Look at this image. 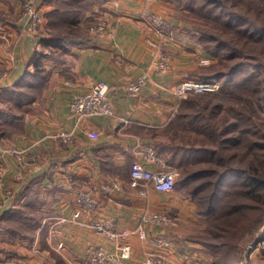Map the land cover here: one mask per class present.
I'll return each instance as SVG.
<instances>
[{
	"label": "crops",
	"instance_id": "1",
	"mask_svg": "<svg viewBox=\"0 0 264 264\" xmlns=\"http://www.w3.org/2000/svg\"><path fill=\"white\" fill-rule=\"evenodd\" d=\"M24 1L0 0V33L6 36L0 46V72L4 74L0 76V101L13 97L18 111L10 123L19 127L12 138L0 137V168L5 171V186L13 193L28 185L35 188L39 196L34 201L42 207V224L30 234L33 242L28 252L27 241L0 240V264L5 261L3 255L11 252L33 264H92L86 255L88 248L103 247L118 254L124 244L131 246L126 264H142L150 255L160 256L168 264H210L203 246L180 240L183 234L193 233H169L166 226L170 225L145 220L150 213L172 214L183 208V201L175 202L170 192H158L143 183L134 185L131 176L135 161L151 170L157 168L142 147H154L157 136L165 133L182 100L176 88L182 81L199 80L198 60L207 56L198 48L191 49L188 39L179 33L181 23L172 17L176 5L169 0H84L82 9L78 8L85 14L81 24L84 39L69 45L61 60L43 58V68L48 70L46 83L38 84V77L30 74L26 93L22 85L27 73L34 71L31 60L37 52H49L39 43L46 23L38 31L28 32ZM62 1L36 0L35 4L46 15ZM145 9L168 18L176 28L172 69L165 74L156 69L157 50L151 43L156 35L142 19ZM97 17L107 21V34L90 33L89 25ZM142 77L141 93L129 94L125 86ZM99 80L110 86L114 114L86 117L77 127L70 103ZM23 97L29 101L23 102ZM63 129L74 130L75 145H63L55 138ZM90 130L98 132L100 138L92 140ZM15 151L25 157L39 155L37 166L21 168ZM79 193L92 196L96 208L82 210L77 217ZM11 198L0 191V218L17 203ZM97 220L112 221L119 232L129 234L112 240L93 228L91 224ZM155 238H165L171 246L159 249L152 243Z\"/></svg>",
	"mask_w": 264,
	"mask_h": 264
},
{
	"label": "rangeland",
	"instance_id": "2",
	"mask_svg": "<svg viewBox=\"0 0 264 264\" xmlns=\"http://www.w3.org/2000/svg\"><path fill=\"white\" fill-rule=\"evenodd\" d=\"M176 5L175 11L172 17L181 23V29L179 33L183 37L188 39V45H191V49L198 48L202 50L212 60V64L209 66H201L197 70V79L202 81V75L213 76L212 79L218 80L215 76L226 78L218 80L221 84L220 89L210 93H203L199 95H192L193 97L200 96L203 103L207 106L210 105L209 110L204 112L209 113L212 116V112L215 107L223 109L221 115L217 114L212 120L214 122V128L217 132L207 133V129L197 127L194 123H191L195 110L187 109L183 111V115L189 114L188 118L183 120L182 127L179 126V122H172L166 126L164 134H159L158 139L154 140L156 145L162 152L159 155L161 160L169 166L177 167L178 163L187 167L186 151L190 155V159H201L195 164V168H201L206 165V162L202 159L205 154L195 153L203 149L217 148L218 143L223 138V141H228L231 137L235 138L242 136L248 141L244 144H236L224 146L228 151L225 152L226 156L236 154L235 161H241L247 163L253 155H257L259 160L264 159V151L260 148L250 150L251 142L258 141L264 143V34L259 31L253 30L252 21H255L256 25H264V0H224L228 7H218L215 4H209L205 0H169ZM230 10L235 11V13ZM235 14L232 18V15ZM48 21L44 17L43 27ZM255 24V23H254ZM40 27V28H41ZM39 28V29H40ZM38 29V30H39ZM176 29V28H175ZM47 30L52 32L59 31L58 28L51 25H45L43 33ZM63 35L71 36L73 33H69L67 29L60 30ZM79 35L81 33V24L78 26ZM177 33V32H176ZM70 47L65 46V49L54 48L50 50L48 48V57L46 59H63L65 52H69ZM235 53V56H234ZM47 70V68H45ZM44 68L42 72L37 75L39 81L38 84L42 85L46 83V72ZM31 77L28 76L23 83L22 90L26 93L29 92V82ZM191 80V79H190ZM196 80V79H195ZM42 81V83H41ZM222 81V82H221ZM44 82V83H43ZM223 83V84H222ZM189 94V93H188ZM187 94V95H188ZM195 94V93H194ZM26 95V94H24ZM186 95V96H187ZM185 96V97H186ZM8 100L2 99L5 103L0 101L2 113L4 114L0 122V137L12 138L14 134L19 130V127L12 125L10 121L13 119V114L18 111L17 107L13 104L15 101L12 96H7ZM191 96H187L189 98ZM182 100H186L187 98ZM23 102H28L27 97H23ZM14 101V102H13ZM180 113L177 112V114ZM249 113L251 117H249ZM239 122L241 128L239 130H231L227 134L222 136V132L228 126V124H234ZM212 128V129H214ZM198 130L200 133H198ZM215 130V129H214ZM232 131V132H231ZM219 132V133H218ZM6 140V139H5ZM188 143H193V146H189ZM178 144L179 146L185 145L187 150L180 152L178 156H173L172 146ZM183 146V147H185ZM172 159V161H171ZM243 159V160H240ZM194 165V164H193ZM181 172V170H180ZM180 176V173H179ZM179 176L177 177V187L174 191H171L170 197L175 201H183L181 209L176 208L172 215L175 218V223L170 226H166L169 233H193L192 235L183 234L181 241L188 242L193 241L204 247V249L212 252H205L208 255L210 264H214L213 261L222 254L221 250H216L214 246L221 245L226 241V236H216L218 233H213L211 226V212L208 207L205 209L203 206H199L198 198L202 192H198L197 186H201V180H195L189 183L181 182ZM233 181L242 180L234 178ZM179 184V185H178ZM228 188V187H226ZM232 187L230 188V190ZM234 189V190H233ZM233 191L245 189V186L238 184L233 187ZM238 191V192H239ZM240 203L247 201L243 196L236 198ZM250 202V201H249ZM256 207H264V195L259 198ZM252 203V202H250ZM253 204V203H252ZM205 209V210H204ZM263 208L258 210V219L253 224H257V227L248 231V234L233 233V236H228V240L234 242L237 241L240 244L241 249L244 250L241 262L242 264H264V238L257 242V245L249 251L254 240L264 235V219ZM259 220V221H258ZM261 221V223H260ZM11 228H20L17 224L8 223ZM212 227V228H211ZM25 231L29 230L24 228ZM260 234H262L260 236ZM23 240V239H22ZM31 241L26 243L27 252L28 249H32L29 246ZM207 243V245H206ZM213 244V245H211ZM206 247V248H205ZM5 259L21 258L18 254L12 253L9 255H3ZM22 256L29 257V255Z\"/></svg>",
	"mask_w": 264,
	"mask_h": 264
},
{
	"label": "trees",
	"instance_id": "3",
	"mask_svg": "<svg viewBox=\"0 0 264 264\" xmlns=\"http://www.w3.org/2000/svg\"><path fill=\"white\" fill-rule=\"evenodd\" d=\"M83 1L84 0H63L62 3L56 6L57 9H55V11H52L46 15L43 14V16H47L46 18L48 19L46 25L48 24L51 26H55L59 31L52 32L50 30H47L46 33H42L39 39V43L42 46H45L49 49L61 48L65 46L67 47L71 44H76L80 40L82 41L84 39V31L82 26L80 35L75 32L78 31V26L80 24H83L85 15L81 13ZM205 1H208L209 4L213 3L218 7H228L224 0ZM79 6H81V9H78ZM230 11L235 13V11L233 10ZM234 15L235 14L232 15V18ZM252 22L255 23H251L254 25L252 29L259 31L261 34H264V25H256L257 23L255 21ZM63 29H67L69 33H74L71 34V36L63 35V32L60 33V30ZM46 56H48V54L37 52L36 56L33 58V60H31L30 63L34 68V71L31 73H27L28 76L31 74L32 76L36 77L42 72L44 65L42 59ZM213 76L202 75L201 78L202 81L209 82L214 80V78L212 79ZM215 77L218 78V80H223L222 78H226L224 75L222 77ZM220 87L221 84L219 86V89ZM212 93L214 94L215 92L213 91ZM188 95L191 97L187 98ZM188 95L183 98H187L186 100H181L178 109V112L180 111V113L174 115L171 118L170 123H178V121H180L178 124L180 127H182V119L185 120L189 116V114L183 115V111L191 109L195 110L194 113L191 114V116H193V120L191 121V123H194L197 127H199V130L201 128L207 129L206 132L209 134L211 133V130L213 132H217L216 128H214L212 117L214 118L217 114L221 115L223 109L220 107H215L211 116L209 115V113L204 112V110H209L210 105L206 106L200 96L193 97L194 95L199 94L189 93ZM251 114L252 113L248 114L249 117H251ZM212 128H214L215 130ZM239 128H241L239 122L228 124V126H226V128L222 132V136L229 133L230 129L239 130ZM198 133L200 132L198 131ZM247 141L248 140L246 138H242L241 135L235 138L231 137L228 141H223V138L221 137V140L218 143L219 147L209 150L203 149L200 151H196L195 153L205 154L202 157L205 159L202 160L206 162V165L201 168H195V164L201 159H190V155L189 153H187L188 151H186L187 147L185 145L179 146L178 144H176L172 146L173 156H178L180 154L179 150H181L180 152L186 151V153L184 154H186L187 157V167L183 166L181 163H178L176 167L178 169V172L180 173V176L178 175L180 181L183 183H189L195 180H201V186L195 187V189L199 188L198 190L200 191L198 192H202L198 198V204L199 206L205 207V209L208 207V210L211 212V226L213 227L211 228L213 233H218V235H216L218 237L220 236L219 234H221V236H226V241H224L221 245L214 246L216 250L222 251V254H220L217 259L213 261L214 264H242L241 259L244 250L241 249L240 244L242 243L243 239L241 240V242H238V239L236 242H234L231 239L228 240V236L232 237L233 233H244V235L248 234L247 232L251 230V227H257V224H253V222L255 223L258 219V210H261V208H263L264 211V207L258 208L254 205L257 204L259 198L263 197L264 195V159L259 160L258 156L255 154L252 158L249 159L247 163H244L241 161H235L236 154L226 156L224 153V151L228 153L224 146L232 144L236 146L237 143L242 145ZM188 144L189 146H193V143ZM154 147L157 151L158 156L162 155L161 150L156 145H154ZM258 148L264 151V143H260L258 141L251 142L250 150ZM234 178L242 181L239 183H235L238 181H233ZM238 184H243L245 186V189H240V191H233V187ZM176 187L177 183L174 190L176 189ZM231 187L233 190H230ZM37 196H39L38 192L35 190V188H32L29 185L20 193H13L11 199L14 201V203H17L14 204L15 206L12 210L5 211L0 218L1 241L7 240L8 242H12L17 239H23L27 242H33V238L30 234H27L29 232L25 231L24 228H26L30 231V233L33 234L42 224L41 220L39 219V215L43 213V211H40L42 207L39 204H36L37 201H34V198H37ZM242 196L247 201L240 203L236 200V198H241ZM18 204L19 206H17ZM8 223L17 224L23 229L17 227L11 228V225ZM261 235L262 234H260V236ZM263 238L264 235L260 237L259 241ZM254 241L252 243L254 244L253 249L257 245V243H255ZM205 252H212V250L208 251L206 248ZM6 260L7 259H5V261Z\"/></svg>",
	"mask_w": 264,
	"mask_h": 264
},
{
	"label": "built area",
	"instance_id": "4",
	"mask_svg": "<svg viewBox=\"0 0 264 264\" xmlns=\"http://www.w3.org/2000/svg\"><path fill=\"white\" fill-rule=\"evenodd\" d=\"M36 0H25L23 4V17L28 20V32H36L44 23V16L36 7ZM143 21L155 33L156 39L151 43L156 48V69L159 73L165 74L172 69L173 53L171 50L172 42L175 39L176 29L171 20L159 13L145 9L142 15ZM107 21L103 18H96L89 25V31L92 35L102 36L108 32ZM6 38L5 33H0V46ZM201 66H209L212 60L209 57H202L199 60ZM0 76L2 73L0 72ZM6 74V73H5ZM145 82V77L138 79L135 82L125 86L126 91L131 95H138L142 91ZM220 83L217 80L209 82L189 79L182 81L176 88V94L182 98L188 93L203 94L213 92L219 89ZM110 86L104 80H99L86 93H79L74 96L70 103L72 116L76 119L77 127L81 125L83 119L90 116L103 115L111 116L114 114L112 102L109 97ZM88 136L92 140H97L100 135L96 131H88ZM55 138L63 145H75L77 137L74 130H61L56 133ZM147 159L156 165L155 170L146 167L142 162L135 161L131 166V176L133 184L152 186L158 192L168 193L174 190L179 175L178 169L167 165L158 156L157 151L152 146L142 147ZM17 159L20 161V167L26 168L28 165L36 167L39 161V155L24 156L23 152H14ZM105 190H110L108 185H104ZM0 191H3L6 196H12V189L5 186V171L0 168ZM76 204L79 207L78 217L82 210H94L96 201L92 196L86 193H79L76 197ZM145 220L149 223L160 225H173L175 218L169 213L157 212L150 213L145 216ZM93 228L105 235L106 237L116 240L119 236L129 234L124 230L122 233L118 231L116 225L112 221L97 220L91 224ZM155 247L159 249L171 246L170 241L165 238H155L152 240ZM89 262L92 264H126L125 261L131 257V246L124 244L119 248L118 254H112L103 247H90L86 252ZM2 264H33L23 258H10ZM142 264H168L162 257L156 255L148 256Z\"/></svg>",
	"mask_w": 264,
	"mask_h": 264
},
{
	"label": "water",
	"instance_id": "5",
	"mask_svg": "<svg viewBox=\"0 0 264 264\" xmlns=\"http://www.w3.org/2000/svg\"><path fill=\"white\" fill-rule=\"evenodd\" d=\"M259 237L254 241L255 243H257L259 241ZM254 244L251 245V247H249V251L251 250V248L253 247Z\"/></svg>",
	"mask_w": 264,
	"mask_h": 264
}]
</instances>
